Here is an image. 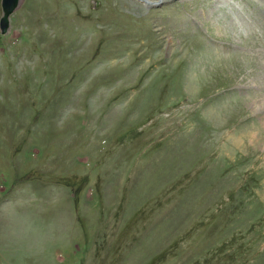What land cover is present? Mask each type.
<instances>
[{"label":"rangeland","instance_id":"obj_1","mask_svg":"<svg viewBox=\"0 0 264 264\" xmlns=\"http://www.w3.org/2000/svg\"><path fill=\"white\" fill-rule=\"evenodd\" d=\"M152 2L11 14L0 264H264V0Z\"/></svg>","mask_w":264,"mask_h":264},{"label":"water","instance_id":"obj_2","mask_svg":"<svg viewBox=\"0 0 264 264\" xmlns=\"http://www.w3.org/2000/svg\"><path fill=\"white\" fill-rule=\"evenodd\" d=\"M22 0H1L0 33L5 34L10 27V16ZM152 3V2H148Z\"/></svg>","mask_w":264,"mask_h":264},{"label":"bare ground","instance_id":"obj_3","mask_svg":"<svg viewBox=\"0 0 264 264\" xmlns=\"http://www.w3.org/2000/svg\"><path fill=\"white\" fill-rule=\"evenodd\" d=\"M142 1H147V3H148V2H150V1H152V0H142Z\"/></svg>","mask_w":264,"mask_h":264}]
</instances>
